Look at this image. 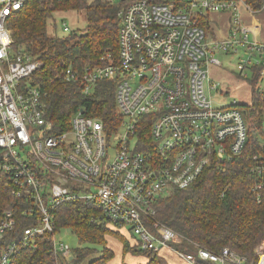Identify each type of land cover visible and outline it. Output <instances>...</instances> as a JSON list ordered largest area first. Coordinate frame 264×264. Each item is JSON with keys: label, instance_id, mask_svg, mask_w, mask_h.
<instances>
[{"label": "built area", "instance_id": "1", "mask_svg": "<svg viewBox=\"0 0 264 264\" xmlns=\"http://www.w3.org/2000/svg\"><path fill=\"white\" fill-rule=\"evenodd\" d=\"M26 1L0 0V174L13 195L29 202L23 213H38L36 222L22 229L21 243L53 232L56 206L83 200L98 204L114 231L126 228L138 249L165 251L185 264H264V240L248 259L228 247L214 252L199 246L154 218L158 197L191 184L213 159L243 152L248 138L243 112L237 101L213 104L210 92L217 83L209 68L222 65L218 52L234 54L243 47L239 73L248 77L253 66H262L256 86L262 85L264 42L250 39L253 29L240 24L237 7L243 0H128L119 6L116 57L107 54V63L68 65L62 71V78L80 84L84 93L99 79H116L122 119L110 135L82 108L71 113L62 131L46 118L45 94L32 79L40 61L13 47L7 25ZM207 11L230 13L224 37L207 39L198 23ZM57 23L60 34L71 30L64 18ZM141 127L148 129V139L141 138ZM261 146L264 152V141ZM15 225L13 210H3L0 236ZM16 245L0 251V264H10ZM53 249L70 254L56 237Z\"/></svg>", "mask_w": 264, "mask_h": 264}, {"label": "trees", "instance_id": "2", "mask_svg": "<svg viewBox=\"0 0 264 264\" xmlns=\"http://www.w3.org/2000/svg\"><path fill=\"white\" fill-rule=\"evenodd\" d=\"M128 0H27L8 18L13 47L22 49L40 61L32 75L34 85L44 92L45 116L56 131L68 128L71 113L82 108L87 116L102 121L107 135L115 132L121 121L116 109V79L97 80L88 93L81 85L67 82L62 71L68 65L104 64L109 54L118 51L117 10ZM157 1V0H152ZM253 11L260 10L264 0H243ZM82 10L86 24L60 34L55 24L48 27L55 11ZM207 32L209 12L198 17ZM55 21V20H54ZM52 27V28H50ZM262 66H253L247 78L250 102L242 107L246 115L248 138L243 152L229 160L213 159L197 178L184 188H172L155 202L154 218L214 252L228 247L239 255L254 259L255 248L264 240V87L256 81ZM245 120V121H246ZM141 138L148 139V129L141 127ZM256 155L255 158L253 156ZM262 166L257 169L256 165ZM29 202L12 194V187L0 174V216L5 209L14 212L16 225L0 236V251L16 242L10 264H79L99 250V256L87 264L106 263L114 256L107 245V235L113 234L122 242V252L143 254V264H165L159 254L131 246L127 238L109 228L98 204L83 200L67 201L53 209V232L36 235L21 243L22 229L36 222L38 213H23ZM67 229L74 234L78 246L70 249L71 258L53 249V237ZM192 249L193 247L188 246ZM198 264H216L199 261Z\"/></svg>", "mask_w": 264, "mask_h": 264}, {"label": "rangeland", "instance_id": "3", "mask_svg": "<svg viewBox=\"0 0 264 264\" xmlns=\"http://www.w3.org/2000/svg\"><path fill=\"white\" fill-rule=\"evenodd\" d=\"M244 2V1H243ZM261 13H264V5L260 9ZM64 18L71 29L80 30L86 24L85 13L82 10H67V11H55L48 20V27L54 26L55 24L57 31L58 28V19ZM54 20L57 22L55 23ZM260 21V30H264V19ZM52 28V27H50ZM208 36H213L212 31H208ZM249 34V38L251 37V33ZM244 48L239 47L238 53H217L215 56L218 58L219 62L222 65H218L215 63H211L209 65L210 68V77L217 83V89H212L210 95L213 98V104L216 106H225L230 104L233 101H237L240 105H246L250 102L251 94L250 88L247 81L246 76H242L239 73V69L237 68V60L241 58L242 54L244 53ZM247 70V69H246ZM264 87V80L262 82V86ZM243 112V108H239ZM244 118L246 120V115L243 112ZM247 122V120H246ZM121 131L124 130V127L120 129ZM136 138L131 140V143H134ZM261 165V162H259ZM110 229L114 230V226L110 225ZM123 234L129 244L131 246L135 245L134 238L128 233L127 229H120L119 231ZM56 239H60L64 243H66L70 249L72 250L76 246H78L77 238L74 234L69 232L67 229H62L57 235ZM107 245L113 250L114 256L112 259L108 260L106 263L101 264H143L146 262L147 257L143 254H132L131 252H122V242L121 240L117 239L113 234L107 235ZM99 250L94 252L91 255L85 257L79 264H87L92 258L99 256ZM71 258V255L67 258ZM159 257L161 261L165 264H184V262L175 256L167 253V252H160ZM52 264V263H51Z\"/></svg>", "mask_w": 264, "mask_h": 264}, {"label": "crops", "instance_id": "4", "mask_svg": "<svg viewBox=\"0 0 264 264\" xmlns=\"http://www.w3.org/2000/svg\"><path fill=\"white\" fill-rule=\"evenodd\" d=\"M237 13L240 24L248 29H253L249 32L251 33L250 39L256 38L257 40L264 42V30H260V21H263L261 19H264V13H261L260 10L253 11L243 3L238 5ZM209 18L211 21L210 27L212 29L213 36L209 35L207 36V39L210 41L224 37L231 26L230 13L228 11H210ZM255 25H258L257 29Z\"/></svg>", "mask_w": 264, "mask_h": 264}]
</instances>
